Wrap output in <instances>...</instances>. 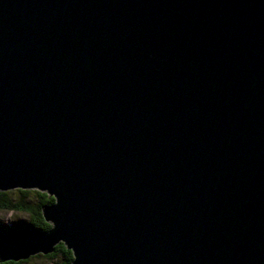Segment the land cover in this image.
Returning <instances> with one entry per match:
<instances>
[{"label": "water", "instance_id": "obj_1", "mask_svg": "<svg viewBox=\"0 0 264 264\" xmlns=\"http://www.w3.org/2000/svg\"><path fill=\"white\" fill-rule=\"evenodd\" d=\"M47 231L0 264H264V0H0V191Z\"/></svg>", "mask_w": 264, "mask_h": 264}, {"label": "trees", "instance_id": "obj_2", "mask_svg": "<svg viewBox=\"0 0 264 264\" xmlns=\"http://www.w3.org/2000/svg\"><path fill=\"white\" fill-rule=\"evenodd\" d=\"M16 191L20 194V196H18L16 199L14 198L15 191H0V211H12L26 214L30 217V219L27 222L20 221L17 224L15 223L11 227H0V238L3 234L9 231L27 227L48 231L51 228V224L44 220L42 209L46 205L53 204L55 202L54 198L49 196L47 193L40 192L38 190L16 189ZM31 194H35L34 198L36 200L34 202L30 198ZM58 255H62L64 257V264H70L73 261L72 251L67 249L63 243L58 244L53 253L44 255V257L54 258ZM23 262L26 261H8L1 264H22Z\"/></svg>", "mask_w": 264, "mask_h": 264}, {"label": "rangeland", "instance_id": "obj_3", "mask_svg": "<svg viewBox=\"0 0 264 264\" xmlns=\"http://www.w3.org/2000/svg\"><path fill=\"white\" fill-rule=\"evenodd\" d=\"M14 192V198H18L20 194L13 190ZM35 194H31L30 198L34 202L36 199L34 198ZM31 201V202H32ZM30 217L26 214L18 213V212H12V211H0V227L6 226L11 227L15 223H19L20 221H28ZM26 262H23L22 264H64V257L62 255H58L54 258H47L44 257L42 254H38L36 256L30 257L28 260H25Z\"/></svg>", "mask_w": 264, "mask_h": 264}]
</instances>
